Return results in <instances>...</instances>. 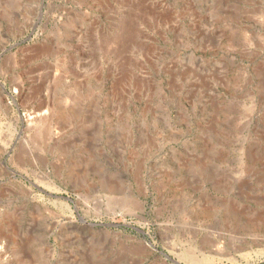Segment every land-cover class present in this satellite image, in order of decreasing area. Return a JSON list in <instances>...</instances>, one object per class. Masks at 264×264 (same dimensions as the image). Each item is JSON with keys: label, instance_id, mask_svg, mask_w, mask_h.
<instances>
[{"label": "rangeland", "instance_id": "374dc122", "mask_svg": "<svg viewBox=\"0 0 264 264\" xmlns=\"http://www.w3.org/2000/svg\"><path fill=\"white\" fill-rule=\"evenodd\" d=\"M174 261L264 264V0H0V264Z\"/></svg>", "mask_w": 264, "mask_h": 264}, {"label": "water", "instance_id": "95a60500", "mask_svg": "<svg viewBox=\"0 0 264 264\" xmlns=\"http://www.w3.org/2000/svg\"><path fill=\"white\" fill-rule=\"evenodd\" d=\"M117 225V226H119L120 224H117V223H107V225ZM175 262V261H174ZM175 263H177V262H175ZM177 264H179V263H177Z\"/></svg>", "mask_w": 264, "mask_h": 264}]
</instances>
